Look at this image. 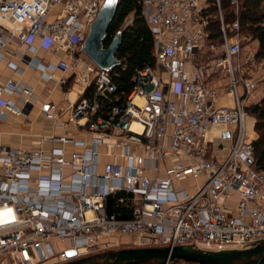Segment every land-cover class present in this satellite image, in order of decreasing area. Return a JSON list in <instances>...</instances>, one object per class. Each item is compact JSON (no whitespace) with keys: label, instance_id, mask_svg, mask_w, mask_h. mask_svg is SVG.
Returning <instances> with one entry per match:
<instances>
[{"label":"built area","instance_id":"obj_1","mask_svg":"<svg viewBox=\"0 0 264 264\" xmlns=\"http://www.w3.org/2000/svg\"><path fill=\"white\" fill-rule=\"evenodd\" d=\"M104 2L0 0V60L18 39L16 52L25 60L38 48L70 57L57 65L27 60L43 72L76 69ZM231 3L238 13L240 0ZM216 4L221 41L209 38V0H141L155 62L136 71L129 92L93 62L84 79L77 77L85 89L68 120L55 125L62 134L44 135L28 149L4 145L0 133V264H62L109 248L118 236L134 247L205 250L264 240V171L247 133V100L263 62L243 47L239 20L226 25ZM222 94L233 104L218 105ZM35 98L22 81H1L0 121L26 117ZM41 110L56 119L50 102ZM216 126L226 127L218 145L208 139ZM116 193H123L118 201L129 205L130 218L107 212Z\"/></svg>","mask_w":264,"mask_h":264},{"label":"crops","instance_id":"obj_2","mask_svg":"<svg viewBox=\"0 0 264 264\" xmlns=\"http://www.w3.org/2000/svg\"><path fill=\"white\" fill-rule=\"evenodd\" d=\"M257 42L258 47V41ZM20 46L18 39L13 41L7 48L5 57L0 60V82L9 78H13L31 86L36 98L33 105L29 106L28 115L26 117H18L13 114L9 115L7 120L0 121V133L2 134V143L11 147L20 148H36L40 145L41 137L50 134H62V131L55 128L57 123L67 121L70 116V106L76 102L83 94L85 83L82 84L80 78L87 75L86 68L93 65V61L86 55L79 53L81 58L78 60L77 68L72 69H46L44 72L34 64H29L32 58H38L41 64L57 65L60 60H70L67 53L63 51L47 50L38 48L36 52L27 51V59H23L22 55L17 53ZM254 49V48H253ZM256 50V49H255ZM257 51V50H256ZM86 55L88 58L84 57ZM34 61L36 59H33ZM264 59L262 60V62ZM9 62L18 66L15 71ZM79 71V72H78ZM78 74H77V73ZM262 68L258 71V86L254 93L247 100L248 105L258 103L264 96V79L261 78ZM51 74L52 79H46L44 74ZM65 78L66 82L61 79ZM217 84H226L227 79L216 81ZM15 99V97H11ZM50 102L54 107L56 119L48 118L42 112L43 103ZM233 97L229 94H222L218 99V105H232ZM254 119V118H253ZM255 124V119H254ZM226 127L216 126L210 132L211 139L214 138L215 145L220 143L222 131ZM74 126L70 125V132L74 134ZM257 138V134L253 139ZM231 142L226 141L227 147ZM226 150L221 151V154Z\"/></svg>","mask_w":264,"mask_h":264},{"label":"trees","instance_id":"obj_3","mask_svg":"<svg viewBox=\"0 0 264 264\" xmlns=\"http://www.w3.org/2000/svg\"><path fill=\"white\" fill-rule=\"evenodd\" d=\"M220 1L225 24L231 25L239 20L241 31L245 30L258 41L257 58L264 59V0H240L238 13L231 0ZM209 3V38L221 41L223 34L219 9L216 0H209ZM131 15L134 20L125 27V22ZM118 31H122V40L117 51L121 64L113 72L119 91L129 92L136 71L147 65H154L155 62L153 36L142 15L141 0L118 1L117 11L104 40L105 46L110 45ZM247 111L255 119L257 138L254 139L253 146L257 167L264 171V96L258 103L248 106ZM122 195L123 193L109 195L106 209L109 214H115L119 219H128L132 210L128 204L118 201Z\"/></svg>","mask_w":264,"mask_h":264},{"label":"water","instance_id":"obj_4","mask_svg":"<svg viewBox=\"0 0 264 264\" xmlns=\"http://www.w3.org/2000/svg\"><path fill=\"white\" fill-rule=\"evenodd\" d=\"M119 0H105L91 24L84 42V53L99 67L113 71L121 64L117 51L122 40L118 31L109 46L104 45L108 28L117 11ZM164 49L160 43L158 52ZM224 136H229L225 131ZM75 253L69 252L70 256ZM98 264H173L184 261L190 264H264V240L251 247L239 249L205 250L192 244L174 247H131L105 252ZM91 257L71 260L62 264H89ZM156 261L155 263H152Z\"/></svg>","mask_w":264,"mask_h":264},{"label":"rangeland","instance_id":"obj_5","mask_svg":"<svg viewBox=\"0 0 264 264\" xmlns=\"http://www.w3.org/2000/svg\"><path fill=\"white\" fill-rule=\"evenodd\" d=\"M60 9H61V6H58V7H56L54 9V11H59ZM222 13H223V10H222ZM224 16L225 15L223 14V17ZM241 33H242V35L247 37L244 40V43H242L243 47L245 49L246 48H251V49L254 48L253 49L254 51H256V50L258 51L257 42H255V39H253L252 35L247 33L245 30L241 31ZM250 35H251V37H250ZM36 44L39 45V42L36 41ZM84 57L88 58L86 55H84ZM262 71L263 72H261V76L260 77L264 79V61H263ZM248 106H250V105H248ZM247 133L252 138L256 135V131H255V128H254V119H253L252 116L248 117V119H247ZM208 139L213 141V142L215 141L214 138L213 139L210 138L209 133H208ZM115 238L114 239L116 240V242L111 247H109V248L90 249L88 251H84L85 253H84L83 257H81V258L91 257L92 259H91V261H89V264H98V263H101L103 261V259L100 258V256H102L107 251L134 247L132 245L131 240L128 237H125V236L119 237L118 236V237H115ZM77 259H80V258L79 257L78 258H74L73 260H77ZM155 262L156 261H154L152 263H155ZM178 264H190V263H187V262H184V261H179Z\"/></svg>","mask_w":264,"mask_h":264}]
</instances>
